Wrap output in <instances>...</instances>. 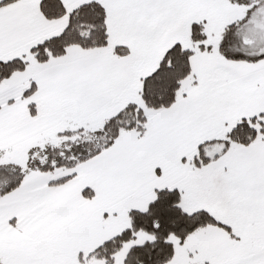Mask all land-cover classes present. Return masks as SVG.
Returning <instances> with one entry per match:
<instances>
[{"label": "snow or ice", "instance_id": "snow-or-ice-1", "mask_svg": "<svg viewBox=\"0 0 264 264\" xmlns=\"http://www.w3.org/2000/svg\"><path fill=\"white\" fill-rule=\"evenodd\" d=\"M0 264H264V0H0Z\"/></svg>", "mask_w": 264, "mask_h": 264}]
</instances>
